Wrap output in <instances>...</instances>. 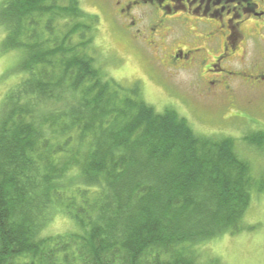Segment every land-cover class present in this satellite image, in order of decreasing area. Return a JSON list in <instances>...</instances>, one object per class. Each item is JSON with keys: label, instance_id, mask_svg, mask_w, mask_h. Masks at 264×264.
Returning a JSON list of instances; mask_svg holds the SVG:
<instances>
[{"label": "trees", "instance_id": "1", "mask_svg": "<svg viewBox=\"0 0 264 264\" xmlns=\"http://www.w3.org/2000/svg\"><path fill=\"white\" fill-rule=\"evenodd\" d=\"M96 23L80 0L0 3L5 46L22 51L0 110V264H225L201 247L248 228L264 178L235 138L109 77ZM59 214L75 228L47 233Z\"/></svg>", "mask_w": 264, "mask_h": 264}, {"label": "rangeland", "instance_id": "2", "mask_svg": "<svg viewBox=\"0 0 264 264\" xmlns=\"http://www.w3.org/2000/svg\"><path fill=\"white\" fill-rule=\"evenodd\" d=\"M80 1L84 10L97 17L96 57L109 77L124 84L138 82L145 99L157 111L175 109L198 133L235 138L238 153L250 161L255 178H264V146L251 140H261L257 135L264 131V87L252 90L245 81H230L233 92L226 93L216 81L211 90L210 81L198 80L199 70L176 66L165 59L161 49L176 39L175 35L168 33L161 41L154 38L150 32L153 22L146 17L138 42L120 25L110 0ZM21 58L20 49L5 46V29L0 24V110L7 91L22 77ZM245 223L247 229L224 233L204 244L203 256L218 257L225 264H264L263 192L253 189ZM74 228L70 219L59 214L46 232L62 233Z\"/></svg>", "mask_w": 264, "mask_h": 264}, {"label": "flooded vegetation", "instance_id": "3", "mask_svg": "<svg viewBox=\"0 0 264 264\" xmlns=\"http://www.w3.org/2000/svg\"><path fill=\"white\" fill-rule=\"evenodd\" d=\"M110 1L114 16L136 41L142 40L146 17L154 38L175 35L161 49L165 59L199 70L198 80L210 81L211 90L216 81L226 93L230 81H245L252 90L264 87V0Z\"/></svg>", "mask_w": 264, "mask_h": 264}]
</instances>
